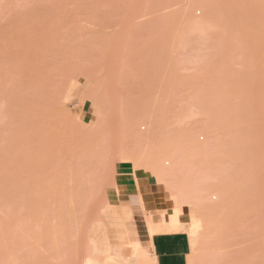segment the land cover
<instances>
[{
    "label": "rangeland",
    "instance_id": "374dc122",
    "mask_svg": "<svg viewBox=\"0 0 264 264\" xmlns=\"http://www.w3.org/2000/svg\"><path fill=\"white\" fill-rule=\"evenodd\" d=\"M162 230L264 264V0H0V264L130 263Z\"/></svg>",
    "mask_w": 264,
    "mask_h": 264
},
{
    "label": "crops",
    "instance_id": "0c3cea01",
    "mask_svg": "<svg viewBox=\"0 0 264 264\" xmlns=\"http://www.w3.org/2000/svg\"><path fill=\"white\" fill-rule=\"evenodd\" d=\"M139 190L150 209L156 210L167 206V198L162 196L156 183L140 179ZM138 238L141 247L149 248L153 253L156 264H191L190 243L185 232L162 230L155 232L151 240L141 239L139 235ZM131 251L133 254V250ZM111 255L117 257L118 262L127 263L119 260L115 250Z\"/></svg>",
    "mask_w": 264,
    "mask_h": 264
},
{
    "label": "bare ground",
    "instance_id": "6f19581e",
    "mask_svg": "<svg viewBox=\"0 0 264 264\" xmlns=\"http://www.w3.org/2000/svg\"><path fill=\"white\" fill-rule=\"evenodd\" d=\"M177 149H179V148H177ZM171 153H173V151ZM175 153L179 154L178 150ZM173 155H174V153H173ZM171 156H172V154H171ZM177 158H176L177 160L175 159L176 161L173 162L175 164V167H174V164H172V166L174 168L171 167L169 171H165L166 175L179 176L178 173L181 172V170L179 169L181 164H180V162L178 163L177 161H180L181 157L178 156ZM193 165L195 166V163ZM144 238L147 239L146 237H144ZM128 245H130V247H132V250H133L132 262L120 263V262H118L117 257H113V256H111V254H109V255L103 257L102 262H100L98 260L93 261L94 264H156V259H155V256L153 255V253H151L149 248L141 247V245L139 243V239L137 241L130 242Z\"/></svg>",
    "mask_w": 264,
    "mask_h": 264
}]
</instances>
